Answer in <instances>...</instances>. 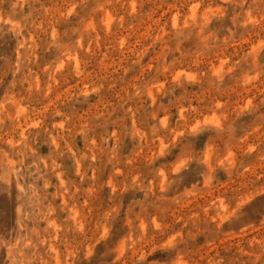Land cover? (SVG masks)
<instances>
[{
  "label": "rangeland",
  "instance_id": "rangeland-1",
  "mask_svg": "<svg viewBox=\"0 0 264 264\" xmlns=\"http://www.w3.org/2000/svg\"><path fill=\"white\" fill-rule=\"evenodd\" d=\"M0 264H264V0H0Z\"/></svg>",
  "mask_w": 264,
  "mask_h": 264
}]
</instances>
